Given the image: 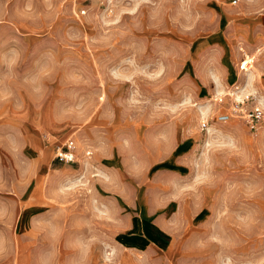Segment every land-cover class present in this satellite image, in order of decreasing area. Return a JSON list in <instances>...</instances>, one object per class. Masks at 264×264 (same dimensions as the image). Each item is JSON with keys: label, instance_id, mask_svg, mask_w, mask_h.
Masks as SVG:
<instances>
[{"label": "rangeland", "instance_id": "obj_1", "mask_svg": "<svg viewBox=\"0 0 264 264\" xmlns=\"http://www.w3.org/2000/svg\"><path fill=\"white\" fill-rule=\"evenodd\" d=\"M263 102L264 0H0V264H264Z\"/></svg>", "mask_w": 264, "mask_h": 264}, {"label": "built area", "instance_id": "obj_2", "mask_svg": "<svg viewBox=\"0 0 264 264\" xmlns=\"http://www.w3.org/2000/svg\"><path fill=\"white\" fill-rule=\"evenodd\" d=\"M247 119L250 123H259L264 120V102L256 104L252 110L246 114ZM229 118V115L223 114L219 116L220 121H225ZM203 127L206 125L202 122ZM254 127V125H252ZM48 141V137H45ZM90 155V152L86 153ZM55 158L62 162H74L75 161V144L71 138H68L62 146H58L55 150Z\"/></svg>", "mask_w": 264, "mask_h": 264}, {"label": "crops", "instance_id": "obj_3", "mask_svg": "<svg viewBox=\"0 0 264 264\" xmlns=\"http://www.w3.org/2000/svg\"><path fill=\"white\" fill-rule=\"evenodd\" d=\"M160 230H162V228L151 220L146 219L145 225L141 223L139 224V222L136 221L133 225L134 238H132V243L135 244V247H140L143 244V239H144L152 243L148 245L150 248L153 247L160 248V246L164 245V238L161 236L163 234L160 232ZM162 231L165 232V230Z\"/></svg>", "mask_w": 264, "mask_h": 264}]
</instances>
